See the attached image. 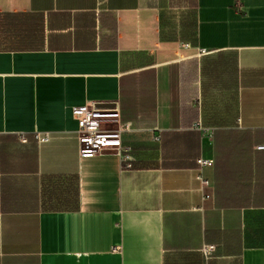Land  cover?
<instances>
[{
    "label": "crops",
    "instance_id": "0c3cea01",
    "mask_svg": "<svg viewBox=\"0 0 264 264\" xmlns=\"http://www.w3.org/2000/svg\"><path fill=\"white\" fill-rule=\"evenodd\" d=\"M261 144L264 0H0V264H264Z\"/></svg>",
    "mask_w": 264,
    "mask_h": 264
},
{
    "label": "built area",
    "instance_id": "2783aa9c",
    "mask_svg": "<svg viewBox=\"0 0 264 264\" xmlns=\"http://www.w3.org/2000/svg\"><path fill=\"white\" fill-rule=\"evenodd\" d=\"M73 116L77 121V129L75 131L78 150L81 156H91L102 154L108 151H113L120 156L123 167L129 168L131 147L121 142H114L112 139L117 135L111 133L102 127V123L106 120L116 119L119 117L118 110L114 107H101L94 104H85L74 106L71 109ZM128 128V124H121L119 129ZM35 139L37 142H46L49 139L48 133H36ZM257 149H264V144L258 145ZM212 160L209 158H198V173L196 179L202 185H207V181L201 176V168L204 165H211ZM208 197V195H206ZM212 246L203 248V253L209 254L212 251Z\"/></svg>",
    "mask_w": 264,
    "mask_h": 264
}]
</instances>
